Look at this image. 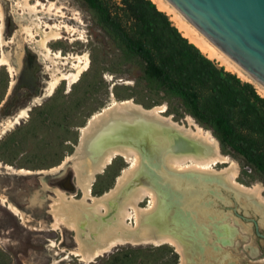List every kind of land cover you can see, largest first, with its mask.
<instances>
[{
    "label": "bare ground",
    "instance_id": "1",
    "mask_svg": "<svg viewBox=\"0 0 264 264\" xmlns=\"http://www.w3.org/2000/svg\"><path fill=\"white\" fill-rule=\"evenodd\" d=\"M153 1L203 53L251 82L264 96V84L221 49L170 0ZM64 8V5L49 0H11L9 13L14 20L25 21L19 23L20 29L38 47L37 51L46 63L49 75L43 80L45 85L40 94L34 95L30 103L16 114L0 121V137L19 122L31 105L52 95L63 80L68 85L77 82L89 66L86 52L63 55L60 50L53 51L49 47V43L63 37V32L72 36L71 42L82 38L80 31V35L74 37L78 29L69 21H80V17L77 13L68 16ZM5 18L4 1L0 0V68L7 67L12 78L11 88L17 70L3 46L15 41L19 28L6 39ZM68 63L69 67L65 69L56 65ZM166 110L164 103L144 107L131 98L112 97L80 127L74 150L59 165L36 171L49 173L71 161L76 175L80 197L58 186L46 185L51 194H48L50 202L45 211L51 220L47 224L41 221L38 225V228L49 231L65 229L74 232L77 245L67 249L64 257L72 255L90 262L117 245L169 243L180 254V264H207L212 258L223 264V257L217 259L215 254L218 251L212 248L208 240L215 235L208 231L212 232L211 228H214L219 242L223 244V241H231L241 225L236 218L221 215L216 209L209 211L211 202L206 199V194L210 185V190L216 195H220L219 189L230 190L246 210L250 208L261 216L260 223L264 225L263 185L258 181L250 185L240 182L239 165L220 151L218 140L192 115L186 114L182 121H176L171 114H162ZM91 151H99L94 161L90 159ZM117 155L132 162L131 166L125 167L115 177L111 187L95 194L92 184L96 174L102 172ZM218 164L223 166L216 169ZM5 167L14 170L7 164ZM18 171L30 172L26 169ZM213 185L219 189H214ZM0 198L1 204L14 217L18 216L23 223L28 221L25 212L10 199L6 196ZM146 198L151 201L149 209L142 206ZM223 200L226 201V197ZM133 217L134 224L128 222ZM27 225L35 229V226ZM48 240L51 248L57 246L56 241ZM65 249L61 248V251ZM236 258L234 261H237ZM58 262L59 259L53 258L52 264Z\"/></svg>",
    "mask_w": 264,
    "mask_h": 264
},
{
    "label": "rangeland",
    "instance_id": "2",
    "mask_svg": "<svg viewBox=\"0 0 264 264\" xmlns=\"http://www.w3.org/2000/svg\"><path fill=\"white\" fill-rule=\"evenodd\" d=\"M3 1L6 12L4 29L6 39L15 29L19 28V31L14 42L3 46L17 72L15 82L9 88L11 75L6 66L0 68V121L16 114L30 103L34 95L40 94L45 85L43 80L49 75L46 63L37 51L38 47L35 43H31L26 33L20 29L19 23L25 21L14 20L13 15L9 13L11 0ZM49 1L64 5V11L68 16L77 13L80 21L74 19L69 21L78 29L74 37L80 35L79 31L82 33V38L71 42L72 36L63 32V37L49 43V47L53 51L60 50L63 55L69 52L80 54L86 52L89 56V66L82 72L77 82L68 85L63 80L52 95L44 97L39 103L33 104L34 106L31 105L32 107L19 122L0 137V197L6 196L10 199L25 212L28 218V221L23 223L0 201V264H52L53 258L59 259L57 264H180V254L169 243L117 245L90 262L81 261L77 256L72 255L64 257L67 249L77 245L74 232L65 229L49 231L38 228L41 221L47 224L51 220L50 215L45 211L50 202L47 198L48 194H51L46 185L58 186L76 197H80L81 192L77 189L76 175L70 165L71 161L49 173L36 171L48 170L59 165L64 157L74 150L80 127L86 123L92 113L108 104L112 97L131 98L144 107L164 103L167 110L162 113L163 115L171 114L174 120L182 121L186 114H190L203 128L209 129L218 142L222 134L218 122H204L196 118L181 95L166 89L146 74L140 57L129 52L108 32L88 1ZM106 1L112 11L120 14L122 23L127 26L129 22L126 15L118 8V0ZM214 62L227 70L215 59ZM69 64L56 65L65 69ZM227 71L234 73L231 70ZM219 146L222 153L235 160L237 166L239 165L240 182L250 185L258 181L264 187L263 176L244 166L243 161L227 148L222 150L220 143ZM91 152H89L90 159L94 161L98 152ZM6 164L14 170L7 169ZM131 164L132 162L120 155L114 157L102 172L96 174L92 184L94 193L100 194L111 187L115 177ZM222 166L218 164L215 167L220 169ZM18 169H26L30 172H22V174ZM213 186L214 189H219L218 186ZM210 189L206 194L208 198L204 197L211 202L209 211L216 209L221 215L227 214L236 218L237 223L241 225L233 234L231 241H223V244L219 242L214 228H211L212 232L208 231L209 234L215 235L214 239L208 240L212 248L219 252L215 254L217 259L223 257V264L237 262L264 264L262 259L264 225L260 223L261 216L250 208L246 210L236 201L230 190L219 189L220 195H216ZM221 194L226 197V201ZM149 200L150 198H146L142 206L149 209L151 206ZM133 220L135 221L134 217L128 222L134 224ZM27 224L35 226V229ZM48 239L56 241L57 246L51 248ZM61 248H66L65 252L61 251ZM235 258L237 261H234ZM210 263L220 264V261L212 258L207 261V264Z\"/></svg>",
    "mask_w": 264,
    "mask_h": 264
},
{
    "label": "trees",
    "instance_id": "3",
    "mask_svg": "<svg viewBox=\"0 0 264 264\" xmlns=\"http://www.w3.org/2000/svg\"><path fill=\"white\" fill-rule=\"evenodd\" d=\"M86 1L108 32L140 57L146 74L181 95L196 118L219 123L222 150L264 177V96L251 82L217 66L153 0H118L127 26L106 0Z\"/></svg>",
    "mask_w": 264,
    "mask_h": 264
},
{
    "label": "water",
    "instance_id": "4",
    "mask_svg": "<svg viewBox=\"0 0 264 264\" xmlns=\"http://www.w3.org/2000/svg\"><path fill=\"white\" fill-rule=\"evenodd\" d=\"M170 1L264 84V0Z\"/></svg>",
    "mask_w": 264,
    "mask_h": 264
}]
</instances>
